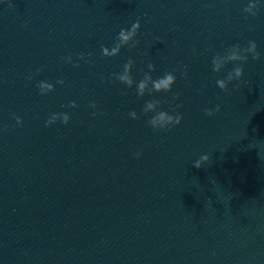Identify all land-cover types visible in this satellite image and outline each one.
<instances>
[{"label":"clouds","instance_id":"1","mask_svg":"<svg viewBox=\"0 0 264 264\" xmlns=\"http://www.w3.org/2000/svg\"><path fill=\"white\" fill-rule=\"evenodd\" d=\"M258 8V4L255 2H250L247 7L244 8L245 13H249L251 15H256V12L253 11ZM141 24H140V18H137V20L131 25L129 29H121L116 37V42L113 47L110 49L106 46H102V55L104 57H115L120 54V51L123 47L128 46L129 49L136 48L139 45V41L136 39L137 34L140 30ZM242 48L240 45H234L232 46L226 54L220 55L217 54L214 56L212 60V70L215 73H219L226 64L229 62H246L248 59V55H242L240 53V50ZM247 52L252 53V58L254 60L260 59V54L257 52V45L254 41H249V46L247 48H244ZM91 56V53L88 54ZM220 57H224L223 63L220 61ZM80 59H84L83 54L79 56ZM68 62H71V56L66 58ZM135 64V61L132 58H129L127 63L123 66V75L115 74L117 76L118 80L122 84H126L129 88L132 87L133 83L135 82L131 75V70ZM74 67H79L78 64H75ZM149 72L144 73V77L141 81L138 82L136 85L137 89V95L139 97H143L146 92H170L172 90V86L176 82V77L172 72H166L162 78L153 79L150 73L152 71H155V67L153 64H148ZM39 71V70H38ZM184 75H187L186 72L183 73ZM244 75V70L239 65L234 67L232 71H230L227 74L226 79H217L216 85L221 89L223 92L227 93L229 91L228 85L233 80H240ZM57 83L63 85L64 81L59 80ZM136 83V82H135ZM151 85V87H149ZM38 88L40 89L41 95H46L52 91H54V86L50 83L46 82H40L38 85ZM47 88L49 92H44L43 89ZM178 98V94L174 96V99ZM70 108H77L78 105L73 101L70 102L68 105ZM90 107L95 108L96 104L92 103ZM178 107H181V105H178ZM160 108V101L159 100H152L146 103L145 107L143 108V113L147 115L148 113H155L154 116H152L151 119L148 120V124L156 131L161 130H169L171 126L180 125L183 116L180 113H176L175 115L169 114V112L166 111H160L158 110ZM221 110L220 105L217 104L215 109H205V114L209 117H212L219 113ZM172 111L175 112V109ZM97 114L94 112L93 116L95 117ZM131 118L133 119H139V116L135 111H132L129 113ZM70 116L67 113H54L51 115V117L46 121L45 127L51 126L52 124L56 123L57 121H61L64 125H67L70 122ZM17 124H22V121L19 117H16ZM137 158L140 157L141 153L135 154ZM211 163V156L210 155H202L198 160H196L193 164V167L200 169L204 167L205 164Z\"/></svg>","mask_w":264,"mask_h":264}]
</instances>
